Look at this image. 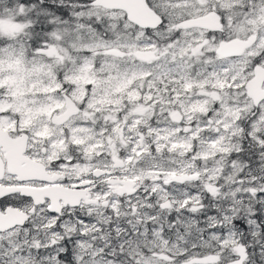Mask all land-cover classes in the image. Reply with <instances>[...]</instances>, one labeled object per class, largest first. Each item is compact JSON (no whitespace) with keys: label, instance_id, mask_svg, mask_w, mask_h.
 I'll use <instances>...</instances> for the list:
<instances>
[{"label":"snow or ice","instance_id":"6c2138e0","mask_svg":"<svg viewBox=\"0 0 264 264\" xmlns=\"http://www.w3.org/2000/svg\"><path fill=\"white\" fill-rule=\"evenodd\" d=\"M0 264H264V0H0Z\"/></svg>","mask_w":264,"mask_h":264}]
</instances>
